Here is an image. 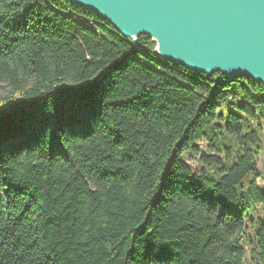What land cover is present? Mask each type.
Masks as SVG:
<instances>
[{
    "label": "trees",
    "instance_id": "obj_1",
    "mask_svg": "<svg viewBox=\"0 0 264 264\" xmlns=\"http://www.w3.org/2000/svg\"><path fill=\"white\" fill-rule=\"evenodd\" d=\"M0 264H264V84L163 59L69 0H0Z\"/></svg>",
    "mask_w": 264,
    "mask_h": 264
},
{
    "label": "water",
    "instance_id": "obj_2",
    "mask_svg": "<svg viewBox=\"0 0 264 264\" xmlns=\"http://www.w3.org/2000/svg\"><path fill=\"white\" fill-rule=\"evenodd\" d=\"M125 38L148 35L165 60L264 84V0H69Z\"/></svg>",
    "mask_w": 264,
    "mask_h": 264
},
{
    "label": "rangeland",
    "instance_id": "obj_3",
    "mask_svg": "<svg viewBox=\"0 0 264 264\" xmlns=\"http://www.w3.org/2000/svg\"><path fill=\"white\" fill-rule=\"evenodd\" d=\"M7 92H8V88L6 86L0 89V100ZM257 166H258L259 172L261 173V176L258 177L257 180H258V183L264 188V150H262L261 153L257 157ZM4 196H5L4 190L0 188V198L3 199Z\"/></svg>",
    "mask_w": 264,
    "mask_h": 264
}]
</instances>
